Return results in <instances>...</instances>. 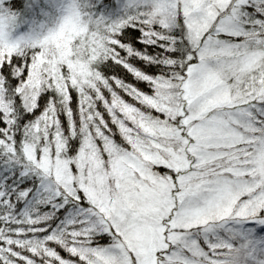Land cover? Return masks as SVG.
<instances>
[{"label":"snow or ice","instance_id":"snow-or-ice-1","mask_svg":"<svg viewBox=\"0 0 264 264\" xmlns=\"http://www.w3.org/2000/svg\"><path fill=\"white\" fill-rule=\"evenodd\" d=\"M0 264H264V0H0Z\"/></svg>","mask_w":264,"mask_h":264}]
</instances>
